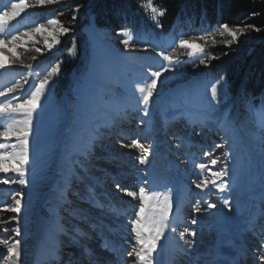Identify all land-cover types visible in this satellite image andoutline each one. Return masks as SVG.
Returning a JSON list of instances; mask_svg holds the SVG:
<instances>
[{
  "label": "rangeland",
  "instance_id": "374dc122",
  "mask_svg": "<svg viewBox=\"0 0 264 264\" xmlns=\"http://www.w3.org/2000/svg\"><path fill=\"white\" fill-rule=\"evenodd\" d=\"M63 1L26 9L11 22L15 25L12 30L26 31L33 24H44L53 30L54 26L48 25L47 20L52 18L51 9ZM7 3L8 0H0V7ZM76 16L67 26L72 29L69 33L61 34L56 28L54 34L60 43L53 44L51 49L45 44L47 33L34 34L23 48H17L18 60L3 49L7 68L0 70V91L17 81L23 83L25 78L28 83H23L16 93L0 97V101L6 102L38 85L57 64L60 71L50 77L45 95L33 113L34 131L28 146L30 162L26 166L29 182L0 184V239H9V243L21 241L19 264H123L134 259L127 256L135 243L128 220L139 211L140 202L125 195L116 185L137 193L143 186L160 192L171 189L173 202L169 219L176 232L165 230L153 253V264H185L183 256L188 257L186 264H212L209 262L217 250L230 254L240 244L246 246L250 264H259L257 249L264 238V133L257 111L264 107V102L245 100L238 93L227 96L225 75L212 73L210 60L208 66L200 65L197 60L198 56L207 55L212 38H217V43L230 38L216 33L207 42L193 43L196 31L185 20L176 24L168 35L160 34L158 28H133L134 33L143 35L144 42L134 38L125 49L121 43L125 37L98 28L93 16L85 17L81 10ZM83 18L85 22L80 25ZM181 38L189 40L192 48H179ZM47 39L53 43L52 37ZM73 42L76 51L70 54L68 49ZM151 45L159 47L153 51ZM198 46H203L205 53H199ZM36 48L41 51L37 52ZM161 49L184 63L175 73L164 74L162 80L169 76L171 79L163 88L158 85L159 95L154 93L150 114L144 116L129 106L134 103V96H139L135 88L143 74L155 70L160 63H167L157 55ZM190 51L194 53L192 56L188 55ZM193 60L197 62L193 64ZM221 75L225 78V94L220 97L217 115L230 117L233 123L227 128L203 127L198 107L203 87L198 90L197 82H211ZM249 104L254 111H249ZM13 119H23V116H0V130ZM126 120L127 131L123 126ZM225 138L231 146L232 189L219 193L209 184L201 192L192 183L202 178L195 164L207 163L215 156L221 163L214 167L220 168L225 148L213 149L209 156L203 152L215 143L224 144ZM133 139L149 147L148 163L139 164V150L126 146ZM6 143H16L15 137ZM209 167L213 166L209 164ZM144 180L153 183L144 184ZM228 180L226 177L225 181ZM16 191L23 197L18 214L22 232L19 237L12 231L17 221L9 219L17 214L3 210ZM220 196L231 198L232 212L219 202L209 213L194 212L196 201L201 197L216 202ZM100 201L112 205L115 211L98 207ZM153 203L146 206V214L156 211L151 206ZM193 218L197 220L195 225L191 223ZM252 219L255 220L253 230L249 231L248 221ZM185 228L197 232L196 237L189 236L195 244L187 254L177 252L179 255L175 253L170 260V247L183 248L182 241L176 238ZM105 241L108 248L116 251L103 247ZM6 247L0 244V257L6 255ZM49 251L51 258L59 255V261L40 258L48 256ZM0 264L4 262L0 260Z\"/></svg>",
  "mask_w": 264,
  "mask_h": 264
},
{
  "label": "snow or ice",
  "instance_id": "6c2138e0",
  "mask_svg": "<svg viewBox=\"0 0 264 264\" xmlns=\"http://www.w3.org/2000/svg\"><path fill=\"white\" fill-rule=\"evenodd\" d=\"M59 0H8V3L3 7H0V70H6L7 64L4 57L3 49H7L9 52L13 53L15 59H19V56L16 55L15 50L17 48H23L27 43L28 39L31 38L34 34L38 33H47L45 37V44L48 49L53 47V44H59L60 41L55 37V30L58 27V31L61 34H67L72 29L70 27L64 26L61 21L55 18H50L47 20L48 25H52L53 30H49L45 27L44 24H33L26 31H13L15 27L11 22L16 21L26 9H32L36 7H44L46 5H53L58 3ZM143 6V5H142ZM81 6H76L74 9L75 13L80 11ZM146 11H151V19L159 25L158 17H163L166 13V9L153 6L149 0ZM77 19V16L74 14L72 16V21L74 22ZM251 29L256 32L261 31V29L255 27L254 25H237L235 27H230L227 23H222L216 25L215 29L212 31H206L202 34H196L192 37V42L194 43L197 40H203L207 42L209 36H213L218 33L221 37L227 35L228 39L225 44L230 47L233 43L239 41L240 37L245 35L247 30ZM117 35L125 37L121 40V43L124 45L125 49H128L131 46L134 38L138 42H144L143 35L134 33L133 30L129 27H124L117 32ZM52 37L53 43H48L47 37ZM150 43V42H149ZM212 43L215 44L216 41L213 38ZM153 51H156L158 45H151ZM179 48H192V43L189 40L181 38L179 39ZM175 48H173V51ZM37 52H40V48H36ZM69 53H75L76 44L73 42L72 47L68 49ZM147 51V48L144 49ZM199 53H205V48L203 46H198ZM194 53L189 52L188 55L192 56ZM157 55L162 57V60L167 62L160 63L159 67L150 72L143 74L142 80L137 82L135 92L139 93V96H134V103L129 107L133 108L136 111L142 112L144 116H149V107L154 103L153 95L158 92V85L160 88H163L165 83L171 79V76L165 77V73L173 74L179 67L184 63L179 59L174 58V55L170 52H165L161 49L157 52ZM218 57L212 55H201L197 57L198 63L200 65L208 66L209 60L217 59ZM35 59V57H32ZM197 61L193 60L192 63L195 64ZM25 67L31 69L32 65H25ZM60 71V64H57L52 68V71L45 75L42 79L39 80L38 85H33L31 88L22 92L19 96L7 99V101H0V116L13 114H21L23 119H13L11 123H8L3 127V130H0V140L5 142H0V173L4 175L0 176V184L9 185V184H19L26 185L29 181L27 180L26 168L29 165V136L33 134L34 125H33V113L36 112L37 107L40 105L41 97L45 95V90L49 85L50 77ZM23 83H28L27 78L24 79ZM21 81H17L10 87L5 88L0 91V97H7L9 93H16L18 88L23 87ZM203 87V92L199 101V112L200 120L199 122L203 127L211 128L213 125H216L220 128H227L232 125L230 117L217 115L219 112L218 105L220 103V97L225 94V78L223 75L219 76L217 79L206 82L198 81L197 89L199 90L200 86ZM15 100V102H14ZM249 111H254V107L249 104ZM127 112V109H125ZM259 117V125L262 133H264V107L260 108L257 111ZM140 123H144L143 120ZM13 137L16 139V143L8 144L7 141H10ZM130 148H135L139 150L140 155L137 157L139 164L144 165L148 163L150 149L146 146L141 140L133 139L130 145H126ZM11 149L8 151L7 149ZM225 148V151L222 153L223 161L222 166L216 169L218 163L221 161L213 156V158L205 163L201 162L195 164V167L199 169L200 176L197 180H193L192 183L197 189H200L203 192L208 188L209 184L219 193H225L226 191H231L232 182L230 179V156H231V146L227 143L225 138V143H215L210 146L209 150L204 151V156L212 155L213 149ZM209 164L213 167H209ZM18 165V167H17ZM9 172L16 173L15 176H8ZM209 175L211 179H209ZM229 177V180L226 182L225 178ZM144 184L153 183V181L144 180ZM117 189L123 191L125 195L133 199L139 200V211L135 213V216L128 220V223L131 225L130 232L134 233V245L132 250L127 252L128 257H134L133 260L124 261L123 264H153V253L157 251L158 242L165 234L166 229H170L172 233L176 232V227L171 223L169 217L173 211V202L171 189H168L165 192L155 191L141 186L138 193L136 191L128 190L127 188H121L119 184L116 185ZM165 187H167L165 185ZM20 197V198H17ZM22 194L19 191H16L14 195L11 196L10 203H7L3 206V210L6 212L16 213V217H10V220H16V226L13 228L14 236L19 237L22 235L21 228L19 226L18 214L21 212V201ZM150 202H154L151 206L156 209L155 212L151 214H146V206ZM217 202L223 205V208L227 209L228 212H232L233 208L231 206V198L227 196L217 197V201L205 200L203 197L196 201L194 206V212L196 214L209 213L211 210L217 208ZM206 205V207L202 206ZM97 206L100 208H107L109 211H115L112 205L105 204L100 201L97 203ZM6 222V221H4ZM191 223L193 225L197 224L195 218L192 219ZM249 231L253 230L254 219L248 221ZM188 236L196 237L197 232L195 230H189L185 228L183 232L179 233V238L184 241L188 248L191 249L195 241L194 240H185V234ZM0 244H5L6 255L0 257V260L4 264H19L21 259V241L19 239L14 240L9 243V239H0ZM103 247L110 251H116L115 248H108V242L105 241ZM258 251V260L259 264H264V238L261 239V247L257 249ZM222 255V253H221ZM244 251L241 248L237 249V257H242ZM237 257H233L231 264H239Z\"/></svg>",
  "mask_w": 264,
  "mask_h": 264
},
{
  "label": "trees",
  "instance_id": "16d2710c",
  "mask_svg": "<svg viewBox=\"0 0 264 264\" xmlns=\"http://www.w3.org/2000/svg\"><path fill=\"white\" fill-rule=\"evenodd\" d=\"M150 2L153 6L167 10L163 17H158L159 25L151 19V11L145 10L149 0H64L51 11L52 18L58 19L64 26H69L73 23L72 16L77 15L74 9L81 6L80 10L85 17L92 15L95 25L109 32H118L124 27H146L151 30L158 28L160 34L168 35L176 24L186 19L190 21L189 26L196 34L212 31L216 25L222 23H227L230 27L254 25L261 31L248 29L230 47L226 46V40L217 43L216 38L215 44L208 45L206 54L218 57L210 60L209 68L216 75H225L227 96L238 93L245 100L264 102V0ZM85 19H81L80 25Z\"/></svg>",
  "mask_w": 264,
  "mask_h": 264
},
{
  "label": "bare ground",
  "instance_id": "6f19581e",
  "mask_svg": "<svg viewBox=\"0 0 264 264\" xmlns=\"http://www.w3.org/2000/svg\"><path fill=\"white\" fill-rule=\"evenodd\" d=\"M127 122V120L125 121V123H123V126H124V130L125 131H127L128 130V124L126 123ZM173 122H175L176 123V121L174 120ZM123 130V131H124ZM122 132V131H121ZM121 134H124V133H121ZM124 136V135H123ZM255 221V220H254ZM181 224H183V223H181ZM256 224V223H255ZM62 230H60L59 232H61ZM255 233L256 232H254V235H255ZM257 235V234H256ZM179 236V235H178ZM177 236V238H176V240H179L180 238ZM185 240H189V236L187 235V234H185ZM180 241H182V243H183V245L181 246V247H183L182 249H180L177 245H173V247H170V250H171V252H170V254L168 255V258L171 260V259H173V257H174V254L176 253L177 254V252H181V254H187L189 251H190V249L188 248V245H186L185 243H184V241L183 240H181L180 239ZM240 246V247H239ZM243 247H245V248H243ZM238 248H241V249H244L243 251H245L244 252V255H243V257H237V249ZM177 255H179V253L177 254ZM183 256V255H182ZM59 255L57 256V258L55 259V258H51V253H50V251H49V254H48V256H40V258H45V261L46 260H49V259H51V260H49V262L50 261H59ZM94 257H96V256H94ZM177 257V256H176ZM233 257H237V259L239 260V264H242V263H244V264H250V260H249V256L247 255V252H246V246L245 245H243V244H240V245H237V246H235V247H233V252L232 253H230V254H223L222 253V255H221V252H219L218 250H217V253H215V255L213 256V258L214 259H212V262L210 261L209 263H212V264H231V261H232V259H233ZM58 259V260H57ZM95 260H97V258H95ZM253 260V259H252ZM182 262L183 263H188V257H186V256H183L182 257ZM170 264H171V262H169ZM46 264V263H45ZM204 264H206V263H204Z\"/></svg>",
  "mask_w": 264,
  "mask_h": 264
},
{
  "label": "water",
  "instance_id": "95a60500",
  "mask_svg": "<svg viewBox=\"0 0 264 264\" xmlns=\"http://www.w3.org/2000/svg\"><path fill=\"white\" fill-rule=\"evenodd\" d=\"M81 13H82V11H81Z\"/></svg>",
  "mask_w": 264,
  "mask_h": 264
}]
</instances>
